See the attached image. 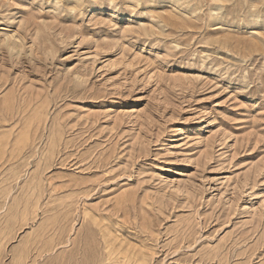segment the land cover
<instances>
[{
	"label": "rangeland",
	"instance_id": "rangeland-1",
	"mask_svg": "<svg viewBox=\"0 0 264 264\" xmlns=\"http://www.w3.org/2000/svg\"><path fill=\"white\" fill-rule=\"evenodd\" d=\"M0 264H264V0H0Z\"/></svg>",
	"mask_w": 264,
	"mask_h": 264
}]
</instances>
